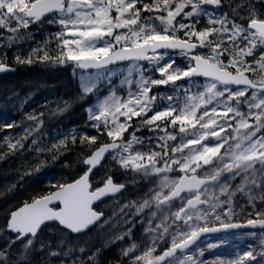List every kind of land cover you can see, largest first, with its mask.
I'll list each match as a JSON object with an SVG mask.
<instances>
[{
    "label": "snow or ice",
    "instance_id": "obj_1",
    "mask_svg": "<svg viewBox=\"0 0 264 264\" xmlns=\"http://www.w3.org/2000/svg\"><path fill=\"white\" fill-rule=\"evenodd\" d=\"M10 51L70 68L91 103L80 127L48 137L44 113H28L3 136L0 160L29 138L52 161L81 151L70 179L7 211L0 264L45 251L44 264H101L126 239L120 264H264V0H0V74L15 70ZM18 127L0 117V131ZM141 181L143 196L120 203Z\"/></svg>",
    "mask_w": 264,
    "mask_h": 264
},
{
    "label": "trees",
    "instance_id": "obj_2",
    "mask_svg": "<svg viewBox=\"0 0 264 264\" xmlns=\"http://www.w3.org/2000/svg\"><path fill=\"white\" fill-rule=\"evenodd\" d=\"M44 35L43 31L37 33V40H42ZM7 62L15 70L0 74V117H7L21 124V127L0 131V143L3 142L2 138L5 134H19L25 124L32 123L24 119L25 114L28 113H44L42 117L44 126L41 131H46L48 137H51L54 131L67 130L74 125L80 127L84 124L87 119L84 109L90 104L91 98L87 100L79 98L80 89L77 79L73 77L53 79L49 76L48 81H45L40 71V64L30 67L17 65L12 60L11 51ZM65 101L68 107L61 112L60 109L65 108ZM30 142L31 138L26 142L24 150L14 155H6L0 160V222L9 209H14L45 190L48 181L70 179L72 174L79 171L80 164L77 163L81 151L79 144L75 146L69 144L68 151L59 159L52 161L47 154L37 157L33 151H28ZM6 152V148H0V155ZM41 159L46 160V163L42 166L41 172L36 173L34 167ZM28 172L32 174L28 175ZM130 187L129 184L126 190ZM59 235V232H56L54 235L46 236V239L52 241L53 248L56 247ZM108 249H105L101 256V264H118L109 258V253L112 255V251L106 253ZM45 254L46 251L36 253L32 264H41L38 257ZM52 264H58L56 258L52 259Z\"/></svg>",
    "mask_w": 264,
    "mask_h": 264
},
{
    "label": "rangeland",
    "instance_id": "obj_3",
    "mask_svg": "<svg viewBox=\"0 0 264 264\" xmlns=\"http://www.w3.org/2000/svg\"><path fill=\"white\" fill-rule=\"evenodd\" d=\"M257 7H259V4H257ZM42 31L46 35L48 29L45 28ZM38 33H40V32H38ZM37 37L38 36H36V40L38 39ZM40 71L42 73V76L44 75L43 77H44L45 81H48L49 76H51L53 79L64 78V77H73V78L77 79V82L79 84L78 75L74 76L70 68H67V67H51V66H48L46 64H40ZM58 75H61V76H58ZM43 83H45V82L43 81ZM130 185H131L130 189H128L125 192H123L122 194L118 195L120 203H125L128 200H137L139 197L143 196V193L145 191H147V188L144 186L143 181H141L135 185H132V184H130ZM102 207L105 208V211L107 214H110L112 212L113 208L115 207V205L113 204L111 199H107L106 204L102 205ZM132 211H135V209H132ZM120 230H122V229L117 228L115 231H120ZM236 231H238L242 234L243 232H246L247 230H236ZM141 232H142V229H141L140 225L137 224V227L134 229V235H133V239L136 240L137 243H140ZM212 236H213V238H215V235H212ZM100 242H101L100 240H97L96 243H100ZM129 243H130V241H128L127 239L123 243L117 242L116 244H113L111 247H109V249L106 250V253H109L112 251V255H110V253H109V258L110 259L112 258V260H115L116 263L120 264V261H121V257L119 254L120 249L122 247H126ZM216 251L227 253V251H229V249L228 248H219V249H216ZM42 257H44V258H42ZM38 259H39L41 264H44V261L48 259V255L47 254H45L44 256L40 255L38 257ZM52 259L53 258H51V260L49 261V264H52Z\"/></svg>",
    "mask_w": 264,
    "mask_h": 264
},
{
    "label": "water",
    "instance_id": "obj_4",
    "mask_svg": "<svg viewBox=\"0 0 264 264\" xmlns=\"http://www.w3.org/2000/svg\"><path fill=\"white\" fill-rule=\"evenodd\" d=\"M7 73V72H6ZM119 194H121V193H119ZM119 194H117V195H119ZM240 230H247V229H240ZM212 235H216V234H212Z\"/></svg>",
    "mask_w": 264,
    "mask_h": 264
}]
</instances>
